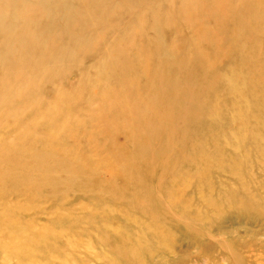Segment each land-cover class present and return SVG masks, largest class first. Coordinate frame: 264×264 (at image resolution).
Returning <instances> with one entry per match:
<instances>
[{
  "label": "rangeland",
  "instance_id": "rangeland-1",
  "mask_svg": "<svg viewBox=\"0 0 264 264\" xmlns=\"http://www.w3.org/2000/svg\"><path fill=\"white\" fill-rule=\"evenodd\" d=\"M90 1H71L72 4L85 3L78 7L79 16H76L72 12H60L61 8L71 9L69 0L62 6L61 0H0V70L6 71L0 78V159L9 154L10 146L27 141L38 148L41 156L30 155V165L43 166L45 163L49 167L48 172L40 173L34 166L24 171L25 178L36 176L45 182L39 187L31 184L28 188L27 184L15 181L18 172L0 181V188L4 190L0 204L1 234L14 239L22 233L34 249L33 258L43 254L48 246L54 256L52 264H73L72 255L76 257V264H264V168L261 166L264 160L252 147L242 146L237 150V162H243L241 168L245 176L238 198L248 203L245 208L241 210L225 204L222 213L206 218L205 211L209 207L205 205L204 196H195L205 184L202 176L191 191V199L187 200L188 194L181 196H185L181 204L189 215L187 220L190 219L175 226L183 234L163 241L160 240L164 237L159 238L163 231L166 233L165 226L156 222L142 231L126 223L136 213V206L129 202L114 205L110 196L97 191L109 178H117L115 169L120 157L143 152L154 165L158 161L155 166L174 157L172 152L156 143L142 151L139 150L142 141L130 146L125 140L130 132L123 127L131 131L136 129L138 139L140 132L146 134L144 122L132 120L128 113L133 107V95L143 101L146 94L155 91L150 89L151 79L155 77H149L147 69L154 71L151 76L156 75L158 69L173 78L181 74V68H174L179 60L197 57L205 65L211 81L218 79L217 88L211 92L223 96L219 103L228 116L240 103V93L250 95L252 92L256 96L247 98L255 111L253 119L264 117L256 112L264 108V0H105L106 13L102 20L81 11L89 9ZM71 17L76 24L68 23ZM233 17L248 18L238 26L230 20ZM19 26H26L30 38H36L39 44H34L37 49L28 51L18 63H9L6 60L8 43L15 39L13 36ZM152 26L157 32L151 30ZM55 34L58 41L52 38ZM51 42H57L58 51H61L56 56L60 59L52 62V59L44 60L48 58L44 54ZM170 57L175 58L173 67L168 60ZM33 65L37 68L30 71ZM13 70L21 78L14 75ZM232 72H236L238 80H234ZM24 76L29 79L24 81ZM225 78L230 84L233 80L237 83L232 89L236 91L229 92ZM242 81L246 82L244 89ZM139 83L137 92L126 88ZM154 86L155 89L160 87ZM7 91L11 94L7 95ZM107 104L113 105L109 112ZM50 105L56 110L53 114L56 121L54 118H30L34 109L41 113V109ZM113 111L117 112L114 116ZM206 117L188 116L186 123L203 122ZM40 122L54 125L64 133L56 138L58 142L50 152L47 144L32 139L34 135L43 137L48 132ZM181 140L186 145L184 149L190 148L192 152L202 151L205 146V138L200 135L184 134ZM63 156L67 161L60 167L56 160ZM226 157L229 162L236 158L232 153ZM248 157L251 158L249 162ZM64 168L70 170L69 175L78 183L88 184L87 188L76 189L71 183L67 184L69 188L64 187L65 183L61 184L67 182ZM228 177L233 178L232 181ZM235 180L229 172H221L214 179L224 192L228 187H235ZM153 187L155 195L164 198L160 189ZM134 191L139 196H147L141 179ZM10 205L19 206L21 214L8 215ZM202 215V220L194 219ZM15 220L21 222L20 231L8 228L9 221ZM49 229L53 233L36 234V231ZM58 232L64 233L68 242L58 241L52 235ZM126 232L137 236L139 242L127 240ZM37 242H40L39 247L35 246ZM10 249L12 247L6 248L0 239V264L4 261L22 264L26 250L15 248L23 251L19 256L18 252H9Z\"/></svg>",
  "mask_w": 264,
  "mask_h": 264
},
{
  "label": "bare ground",
  "instance_id": "bare-ground-1",
  "mask_svg": "<svg viewBox=\"0 0 264 264\" xmlns=\"http://www.w3.org/2000/svg\"><path fill=\"white\" fill-rule=\"evenodd\" d=\"M65 1L66 0H61L60 6H62ZM69 1L70 3L68 7L71 5V9L66 10L61 8L60 12H72L74 15L79 16L78 7L83 6L85 3L72 4V0ZM138 1L139 0H137V2ZM105 3V0H91L89 3V9H82L81 11L93 14L99 20H102L104 17L103 13H106L104 9ZM52 4L55 5L56 3L52 2ZM219 12H222V10ZM47 17L48 15L46 14L45 18ZM246 18L248 17H233L230 20H233V22L239 26ZM15 23L16 21L13 20L12 24L15 25ZM40 23H42V21ZM68 23L76 24L75 18L71 17L68 20ZM144 26L145 20L143 19L142 27ZM25 27L26 26H19L16 31V35L13 36L15 39L8 43L9 53L6 56V60L9 63H18L22 56L28 51L37 49V45L34 44H39L38 40L36 38H30L29 32L25 29ZM151 30L153 32H157L155 26H152ZM67 34L69 35L68 31ZM71 35H74L73 31L71 32ZM52 38L55 41H58L59 37L55 34ZM19 40H22L23 42H20ZM30 43H32V45H30ZM156 43L158 46V42ZM59 47L60 45L57 44V42H51V46L47 49V53L44 54V56L48 58H45L44 60L52 59L51 62L55 58L56 60H59L60 56L56 57L57 52H59ZM60 50L62 49L60 48ZM243 52L244 49L240 47V53ZM174 57L168 58L172 67L174 66ZM0 61H2V59H0ZM175 67L181 68V74L173 78H171L170 74L169 76H166L165 73L158 69L155 70L156 75L151 76L154 71H152V69H147L149 77H155L151 79L150 86V89L152 88L155 91L153 93L149 92L146 94L143 101L140 99L138 100L136 98L137 95H133L134 99L131 103L133 107L129 111L128 115L132 117V120L138 119L140 122H144L146 134L140 132L141 138L138 139L135 136L138 133L136 129L131 131L130 128L123 127L124 131L130 132V137L128 138L129 140L125 139L129 141L130 146H132L134 142L142 141L139 150L142 149V151H144L146 146L150 147L152 144L156 143L160 145L163 150L172 152L174 157L168 158L165 162L158 163L157 166L155 165L158 161L154 165V161L150 157L143 156V152L138 155L126 156V158L120 157V160H118L119 166L115 169L117 178L114 180L109 178L108 183L104 187L101 186L102 188L97 189V191L110 196L114 205H117V203L119 205H124L129 202L131 205L136 206V213L129 217L126 223L129 222L142 231L148 227H153V225H156V222L159 223L160 226H165L167 230L166 233L164 231L161 233L159 239L163 237L164 239L160 241H163L165 238L175 234H183L181 231L179 232V227L175 226L180 225V223H187L190 219L187 220L189 215H186L183 211L184 206L181 204V201L185 198V196H181L188 194L187 200L191 199V191L194 189V186L199 184V180L202 176L205 184L200 187V190L194 193L195 196H204L203 198L206 201L205 205L209 207V209L205 211L207 212L206 218H212L213 216H217L222 213L220 211L225 208L227 204L230 207L237 209L241 208V210L245 208L248 203L246 201L239 200L238 198L244 187L242 185L243 181L245 182V176L241 168V164L243 162H237V150H240L242 146L252 147L254 153L261 156L262 160H264V117L261 119H253L252 112L255 111L251 109V105H249L247 98L248 96L250 97L251 95H256L252 94V92L250 95L240 93V103L233 107V110L231 111L232 113L228 116L227 113L223 111V105L219 103L223 96L221 95V97H218L217 94L211 92L213 88H217L218 79L211 81L209 74L204 70L205 65L201 60H198L197 57L192 58L189 56L179 60V63L175 65L174 68ZM36 68L37 66L33 65L30 71H34ZM263 68L264 67H262V69ZM3 71L0 70V78H2L6 73L5 70ZM115 71H118L117 68ZM197 71H199V73H197ZM12 73L18 78H21L19 73L16 71L13 70ZM232 74L235 75L234 80H238L236 72H232ZM22 79L25 81L29 79V77L24 76ZM225 80L228 83V90L230 93L237 90H232L234 86L237 87V83L234 84V80L232 84H230L227 78H225ZM155 84L160 87H156L155 89ZM241 85L242 89H244L246 87V82L242 81ZM140 86V83L129 84L126 88L131 90V92H137L139 91ZM210 86H212L211 90H209ZM10 94L11 91H7V95ZM96 95L97 94H95V96ZM106 101L108 102L107 99ZM1 103L2 102H0V104ZM106 107L107 112H109V108L113 107V105L107 104ZM45 109H48L49 111L44 112ZM260 110L256 112H260V114L264 116V108ZM55 112L56 110L54 106L50 105L41 109V113L34 109L29 116L32 119L54 118L56 121L57 117H53ZM115 114H117V112L113 111L112 115L114 116ZM195 115L207 117L203 119V122L190 123L188 121L186 123V120H188L186 118L188 116L193 117ZM40 125L48 132H45L43 137L40 135H34L32 139L41 140L43 145L47 144V150L50 152L54 149L56 143L58 142L56 138L64 136V133L57 130L54 125L46 126L43 122H40ZM162 128L164 129V132L160 131ZM153 130L154 132L152 133ZM203 132H206L205 135ZM184 134L200 135L205 138L204 151L192 152L190 148L185 150L184 148L186 145L181 140V137L184 136ZM29 144L31 143L22 141L9 147V154L0 159V181H5L10 178L13 172H18L16 176L17 178H14V180L24 186L27 184L28 188L31 187V184L39 187L40 183H45L41 178L36 176L32 177V179L31 177H24V171L32 169L31 167L33 166L40 173L49 171V167L46 166L45 163L43 166L33 164L32 166L30 165L32 163V157L30 159V155H37L38 158H41V156L39 155L40 152H38V148L33 144ZM60 147L61 146H59V148ZM228 153L235 154V161L229 162L226 159V155ZM244 160L245 159H243V161ZM250 160L251 158L248 157L247 162ZM56 161L57 164L62 167L65 165L67 159L63 156ZM228 163L229 167H227ZM261 166L264 168V162ZM202 167L203 169H201ZM63 170V175L67 179V182H61V184L65 183L64 187L69 188L67 184L71 183L76 189L84 190L87 188L88 184L78 183L79 181L77 179L69 175V169L64 168ZM221 172H229L235 177L236 182H234V188L229 189L228 187V190L225 192L220 190L214 179L216 175L221 174ZM228 178H230V180L233 179L231 177ZM140 179L145 184V193H147L146 197L139 196L137 195V192L134 191L135 185L138 181H140ZM153 185L158 187V190L160 189L161 195L164 198H162L159 194L155 195ZM85 193L87 192L85 191ZM3 195L4 190L0 188V204L3 202ZM12 213H15L16 215L21 214V208L17 205H10L8 215ZM203 218L204 215L200 218L194 219L202 220ZM9 222L8 228L12 231H20L21 222L19 220L17 223L16 220ZM16 227H18V230ZM50 233H53L51 229L36 231L38 236H45ZM63 234L64 233L58 232L52 235H55L58 241L63 240L68 242V239L65 238ZM125 234H128L129 236ZM125 234L124 236L127 240H130L133 243L139 242V238L137 236L130 235L129 232H126ZM18 235L19 236H16L14 239H10L3 236L0 232V239L4 242L6 248L12 247L9 252L13 251L14 254L18 252L20 254L19 256H22L23 251H16L14 249L22 248L26 250L27 253L23 255L22 264H31L32 262L35 264L53 263L52 261L54 256L51 254L48 246H46L43 254L36 255V257L33 258L31 254H33L34 249L26 242V236L22 233H18ZM248 238L246 240H248ZM221 242L222 241H220V243ZM35 246L39 247L40 242H37ZM123 252L124 251L122 250V253ZM237 255H239V253ZM237 255L236 258L238 259ZM125 258L128 257L125 256ZM72 261L73 264H76V257L73 255ZM3 263L9 264L8 261H4Z\"/></svg>",
  "mask_w": 264,
  "mask_h": 264
}]
</instances>
